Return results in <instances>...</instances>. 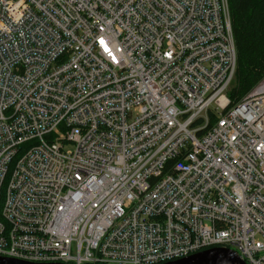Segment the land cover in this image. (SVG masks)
<instances>
[{"label": "built area", "instance_id": "2783aa9c", "mask_svg": "<svg viewBox=\"0 0 264 264\" xmlns=\"http://www.w3.org/2000/svg\"><path fill=\"white\" fill-rule=\"evenodd\" d=\"M236 69L229 0H0V256L264 264V79L232 105Z\"/></svg>", "mask_w": 264, "mask_h": 264}, {"label": "trees", "instance_id": "16d2710c", "mask_svg": "<svg viewBox=\"0 0 264 264\" xmlns=\"http://www.w3.org/2000/svg\"><path fill=\"white\" fill-rule=\"evenodd\" d=\"M229 4L237 69L227 94L235 105L264 79V0H229ZM210 114L214 123L216 117Z\"/></svg>", "mask_w": 264, "mask_h": 264}, {"label": "water", "instance_id": "95a60500", "mask_svg": "<svg viewBox=\"0 0 264 264\" xmlns=\"http://www.w3.org/2000/svg\"><path fill=\"white\" fill-rule=\"evenodd\" d=\"M0 264H66V263H35L17 258L0 256ZM161 264H248L239 254L227 247H211L180 259Z\"/></svg>", "mask_w": 264, "mask_h": 264}]
</instances>
